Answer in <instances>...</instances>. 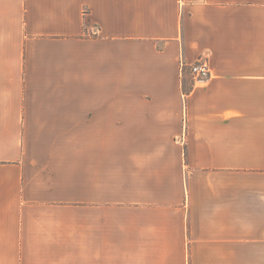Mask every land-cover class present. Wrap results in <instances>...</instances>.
Here are the masks:
<instances>
[{
	"label": "crops",
	"instance_id": "1",
	"mask_svg": "<svg viewBox=\"0 0 264 264\" xmlns=\"http://www.w3.org/2000/svg\"><path fill=\"white\" fill-rule=\"evenodd\" d=\"M0 264H264V0H0Z\"/></svg>",
	"mask_w": 264,
	"mask_h": 264
},
{
	"label": "built area",
	"instance_id": "2",
	"mask_svg": "<svg viewBox=\"0 0 264 264\" xmlns=\"http://www.w3.org/2000/svg\"><path fill=\"white\" fill-rule=\"evenodd\" d=\"M188 67L193 76L195 83H202L209 79L210 77V65L206 61L204 56H200L195 62L188 64L186 61L181 62V68Z\"/></svg>",
	"mask_w": 264,
	"mask_h": 264
},
{
	"label": "trees",
	"instance_id": "3",
	"mask_svg": "<svg viewBox=\"0 0 264 264\" xmlns=\"http://www.w3.org/2000/svg\"><path fill=\"white\" fill-rule=\"evenodd\" d=\"M184 74V73H183ZM193 78V76H192ZM192 81V84H193V79H191V76H190V79H187L186 77L183 78V92L185 94L189 93L190 89H191V86L189 85V83H191Z\"/></svg>",
	"mask_w": 264,
	"mask_h": 264
},
{
	"label": "rangeland",
	"instance_id": "4",
	"mask_svg": "<svg viewBox=\"0 0 264 264\" xmlns=\"http://www.w3.org/2000/svg\"><path fill=\"white\" fill-rule=\"evenodd\" d=\"M182 72H183L184 74H190L191 77H192V74H191L190 69H189L188 67H184L183 70H182ZM194 83H195V82H194V79H193V84H194Z\"/></svg>",
	"mask_w": 264,
	"mask_h": 264
}]
</instances>
